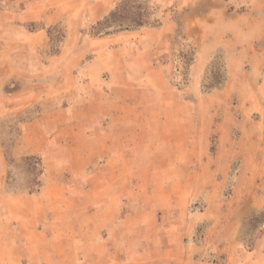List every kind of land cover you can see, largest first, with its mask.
Listing matches in <instances>:
<instances>
[{
  "label": "rangeland",
  "instance_id": "1",
  "mask_svg": "<svg viewBox=\"0 0 264 264\" xmlns=\"http://www.w3.org/2000/svg\"><path fill=\"white\" fill-rule=\"evenodd\" d=\"M101 2L0 0V264H264V0H116L97 15ZM119 7L129 28L96 35ZM160 98L189 116L193 142L137 144ZM93 115L132 127L136 173L104 229L90 202L108 191L86 182L110 160L80 164L66 139L90 135ZM49 136L63 147L48 155ZM70 157L80 174H48ZM121 227L131 234L111 253Z\"/></svg>",
  "mask_w": 264,
  "mask_h": 264
},
{
  "label": "crops",
  "instance_id": "2",
  "mask_svg": "<svg viewBox=\"0 0 264 264\" xmlns=\"http://www.w3.org/2000/svg\"><path fill=\"white\" fill-rule=\"evenodd\" d=\"M116 0H107L106 3L101 2L102 4L99 7V10L97 15L103 14L105 9H109L113 6ZM108 12V11H107ZM106 12V13H107ZM105 13V14H106ZM40 14H38L39 17ZM104 15V14H103ZM38 17L29 19L28 21L37 22ZM99 19V18H98ZM2 46V45H1ZM147 60V57H145ZM136 59V57H134ZM138 59V58H137ZM150 59V58H149ZM148 59V60H149ZM143 60V58L141 59ZM2 63V62H0ZM147 65V62H146ZM140 72H144L149 76V68L141 67ZM1 73H0V81H1ZM170 91V88H166V92L164 89L161 90V93L159 94L163 100L164 96L166 95V102L167 97L169 96L168 92ZM166 102H162L160 98V104L156 106V115L155 119L152 122H155L156 125L154 126L156 128V131L148 130L141 132V130L137 133V144H152L153 143H161L165 142V140H169V142H176L177 144L179 142L184 143H191L194 141V134L192 133L193 130V123L189 121V116L185 117L186 119H183L184 117H181L180 114H172L173 112V103H168L166 106ZM148 105V110H151ZM176 106V104H174ZM161 112V113H160ZM158 116L159 119H158ZM127 116L123 115H117L115 117H111L112 122L109 124H104V122L98 118H96L95 115L92 116L89 120L86 121V126L89 124V131L90 135L83 136L82 130L78 133H74V136H69V139H67L68 144H70V147L72 146V149L80 150L82 151V155L80 156L79 160L82 162L88 161L89 155L92 156H105L108 160V164L105 166H97L91 169V175L92 177L87 183V186L90 187V191L93 192H103L108 191V202H90L91 210L93 212V215L96 214V217L94 218V222L97 221L100 224V229H104L103 225L108 224L110 222H113L115 219V215L123 212V206L125 207V202H122L121 199H123V196H125V191L129 188L130 184L129 182L132 179V175L136 173V170L131 167H129V151H130V143H131V133H132V127L130 125L129 119L126 118ZM179 120L181 124L179 123ZM89 123V124H88ZM153 126V124H150ZM28 127V128H27ZM32 127V125L26 126V132L27 135H24L23 139L24 141L29 142V139L27 136H30L29 129ZM60 137V136H58ZM50 141H48V144L46 145V148L50 150L49 154H52L53 148L60 149L63 144V141H59L57 137L53 138V141H51V137L49 136ZM60 139V138H59ZM65 139V140H66ZM70 141V142H69ZM89 146L87 147V145ZM90 147V152H88V148ZM31 145L28 146V150L30 151L28 153H35L36 148H32ZM17 148L14 150V153H17ZM19 156L21 154H18ZM156 159V158H155ZM71 163V164H70ZM77 163V161H73V158L70 157L69 165L66 167H63V165H60V167L57 170H54V172L48 173L49 175H56L59 173L60 176L63 174L69 173L70 171H73V173H81L84 170L83 165L74 166ZM170 172V168H164L162 166H155L152 175L155 177L156 175L164 176ZM45 173V172H44ZM60 182V187L67 186L68 183ZM156 183V182H155ZM85 184V186H86ZM88 188V187H85ZM46 189V185L44 187V191ZM87 190V189H85ZM121 192V193H120ZM121 198V199H120ZM121 201V202H120ZM33 203V202H29ZM83 205H86L84 202H76L77 207H83ZM122 209V210H121ZM30 211H34V209H30ZM99 212L102 213L101 215H106L105 220H99L97 217L101 216L99 215ZM98 215V216H97ZM94 217V216H92ZM62 233L60 238H62ZM131 234L128 230H126V227H121L119 231L112 232L105 238V244L110 248V252L112 253L116 246L117 248H122L126 246V244L123 243V238L125 235ZM119 239V243L115 242V239ZM172 239V238H171ZM176 246L175 248L179 250V247L181 244H183V241L180 242V239L176 238ZM122 244V246H121Z\"/></svg>",
  "mask_w": 264,
  "mask_h": 264
},
{
  "label": "trees",
  "instance_id": "3",
  "mask_svg": "<svg viewBox=\"0 0 264 264\" xmlns=\"http://www.w3.org/2000/svg\"><path fill=\"white\" fill-rule=\"evenodd\" d=\"M121 14L120 17H122V20H127L128 18L125 16V14L123 13V8L119 7L116 9V11L112 12L110 15H108L103 21H100L96 24V26L94 27V30H96V35H107L108 33H105L108 30L111 29H124V28H129V25L125 24V22H118L115 17ZM37 158L36 157H29L26 160H32L35 161ZM32 165H41V162L39 161V159H37V162L34 163L32 162ZM42 173V170H41ZM40 173V174H41ZM37 186L40 187L41 186V181L37 182Z\"/></svg>",
  "mask_w": 264,
  "mask_h": 264
}]
</instances>
